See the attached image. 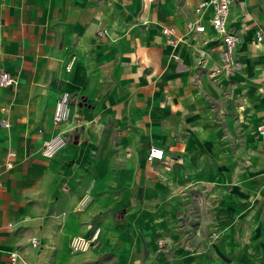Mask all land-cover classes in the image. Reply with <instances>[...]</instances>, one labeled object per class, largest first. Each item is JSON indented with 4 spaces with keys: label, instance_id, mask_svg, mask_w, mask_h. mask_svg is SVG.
Instances as JSON below:
<instances>
[{
    "label": "crops",
    "instance_id": "0c3cea01",
    "mask_svg": "<svg viewBox=\"0 0 264 264\" xmlns=\"http://www.w3.org/2000/svg\"><path fill=\"white\" fill-rule=\"evenodd\" d=\"M197 4L0 0V71L17 80L0 88V264H264V223L223 197L264 203V0H233L228 74L217 52L169 59L161 27L205 40L185 28ZM62 91L71 117L55 125ZM59 132L70 141L44 158ZM150 146L163 162L146 161Z\"/></svg>",
    "mask_w": 264,
    "mask_h": 264
},
{
    "label": "built area",
    "instance_id": "2783aa9c",
    "mask_svg": "<svg viewBox=\"0 0 264 264\" xmlns=\"http://www.w3.org/2000/svg\"><path fill=\"white\" fill-rule=\"evenodd\" d=\"M233 5V0H198L197 6L194 8V20L186 22V30L189 33L205 36V40H194L187 42L183 36L177 35L173 30L161 27L164 35L168 36L169 44L172 48L169 59L178 60L179 57L176 49L179 45H185L191 49L200 64H203L210 52H217L219 55L220 71L228 74L235 69L240 68L238 61V52L241 45L239 35L234 32L229 24L230 11ZM100 34L107 35V30H102ZM263 32L259 30L254 39L257 42L263 40ZM215 45H212V43ZM69 71V67H66ZM211 76L216 72L211 70ZM17 84V80L8 72L0 71V88H10ZM71 94L66 91L59 93L56 100L52 121L55 125L67 124L71 117ZM5 126H7L5 124ZM257 136L264 143V125H261L256 130ZM72 139V138H71ZM70 139L64 132H59L43 141L41 146V155L44 158L51 159L61 152ZM165 150L161 147L150 146L146 161L149 164L154 162H163L165 160ZM9 157H14L13 153ZM11 163L7 164L11 168ZM91 241L78 237L72 241V250L74 252L85 251ZM35 245V244H34ZM11 261L20 260L19 256L15 253L10 254Z\"/></svg>",
    "mask_w": 264,
    "mask_h": 264
},
{
    "label": "rangeland",
    "instance_id": "374dc122",
    "mask_svg": "<svg viewBox=\"0 0 264 264\" xmlns=\"http://www.w3.org/2000/svg\"><path fill=\"white\" fill-rule=\"evenodd\" d=\"M233 157L230 155V158ZM238 162L241 163V169L239 171H235V174L242 175L245 172L246 167L248 166V162L243 155L237 156ZM228 162H236L235 159H231ZM257 170L253 169V173H256ZM234 192L232 190H227L224 194L223 197L231 202L232 207L236 211H241V212H246L248 216L254 215V220H255V225H260L264 223V203L260 202V200H257L256 197H254L253 192H248L244 194L241 197V200L235 201V197L233 196ZM263 200H264V194ZM218 197V196H217ZM263 216V217H262Z\"/></svg>",
    "mask_w": 264,
    "mask_h": 264
}]
</instances>
